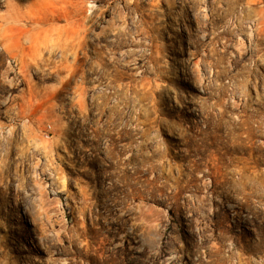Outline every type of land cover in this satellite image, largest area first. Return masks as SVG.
<instances>
[{
	"label": "rangeland",
	"instance_id": "obj_1",
	"mask_svg": "<svg viewBox=\"0 0 264 264\" xmlns=\"http://www.w3.org/2000/svg\"><path fill=\"white\" fill-rule=\"evenodd\" d=\"M0 264H264V0H0Z\"/></svg>",
	"mask_w": 264,
	"mask_h": 264
}]
</instances>
